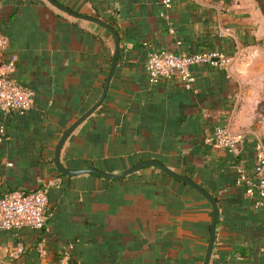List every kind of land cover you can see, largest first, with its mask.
Listing matches in <instances>:
<instances>
[{"label": "crops", "instance_id": "1", "mask_svg": "<svg viewBox=\"0 0 264 264\" xmlns=\"http://www.w3.org/2000/svg\"><path fill=\"white\" fill-rule=\"evenodd\" d=\"M116 28L118 63L99 106L67 137L65 168L121 172L157 160L218 206L209 264H264V204L254 164L264 157V13L257 0H56ZM12 77L31 107L0 111V194L47 190L46 226L0 230V264H202L210 203L145 166L119 179L68 176L54 165L63 132L99 99L114 52L110 31L46 0H0ZM218 50L217 66L150 83L146 53ZM218 125L235 140L213 143ZM6 162H11L10 166ZM244 176V178H242Z\"/></svg>", "mask_w": 264, "mask_h": 264}, {"label": "built area", "instance_id": "2", "mask_svg": "<svg viewBox=\"0 0 264 264\" xmlns=\"http://www.w3.org/2000/svg\"><path fill=\"white\" fill-rule=\"evenodd\" d=\"M172 0H161L167 8ZM6 37L0 32V111L24 112L31 107L33 91L19 84L12 77L16 56L5 54ZM225 59V54L218 50L185 53L179 51L148 50L146 55V73L150 83H156L161 78L175 77L184 88L191 89L195 78L192 67L197 65H215ZM6 139L5 129L0 126V141ZM213 143L230 152L236 150L232 139L224 126L218 125L213 131ZM11 162H6L10 166ZM256 186L260 190L264 204V157L253 166ZM244 178V176L242 177ZM245 179V178H244ZM48 204L47 190L39 188L29 193L18 191L6 192L0 196V230H9L27 226L34 230H42L46 226L45 212Z\"/></svg>", "mask_w": 264, "mask_h": 264}, {"label": "water", "instance_id": "3", "mask_svg": "<svg viewBox=\"0 0 264 264\" xmlns=\"http://www.w3.org/2000/svg\"><path fill=\"white\" fill-rule=\"evenodd\" d=\"M46 1L49 2L51 5H53L54 7H56L57 9L65 12L66 14H68L70 16L85 19V20H88V21H91V22H94L96 24L103 26L104 28H106L108 31L111 32V34L114 38V52H113V55L111 58L109 71H108V74L106 76V79H105V82L103 85L102 93H101L99 99L97 100V102L91 108H89L84 114H82L77 120H75L68 128L63 130V132H62V134H61V136H60V138H59V140L55 146V150H54V159L53 160H54V165H55L56 169L59 172H61L62 174H65L68 176L86 173V174H95V175L101 176V177L106 178V179H119V178H122L128 174H131V173L139 170L142 167L154 166V167H158L159 169H161L163 172H165L169 176L188 184L193 189H195L198 193H200L210 203L211 208H212V218H211V223H210V232H209L208 244H207V248H206L205 257H204L203 263H202V264H209L213 245L215 242V230H216V224L218 222L219 211H218V206H217L215 198L210 193H208L206 190H204L202 187H200L198 184H196L193 180L189 179L186 176L180 175V174L170 170L169 168H167L166 166H164L161 162H159L157 160H142V161L137 162L133 166H131V167H129V168H127L121 172L115 173V174L104 172V171L98 170L96 168H83V169L65 168L60 163V159H59L60 150H61L65 140L67 139V137L86 117H88L99 106V104L102 102L103 98L106 95L110 79H111V77L114 73V70L117 66V63H118L120 37H119L118 32L107 22H104V21L99 20V19L94 18V17L83 16L81 14L73 12L72 10L61 5L60 3H58L55 0H46Z\"/></svg>", "mask_w": 264, "mask_h": 264}, {"label": "trees", "instance_id": "4", "mask_svg": "<svg viewBox=\"0 0 264 264\" xmlns=\"http://www.w3.org/2000/svg\"><path fill=\"white\" fill-rule=\"evenodd\" d=\"M56 1V0H55ZM258 1V3H259V7H260V9H261V11L263 12V9H262V7H261V5H260V1L259 0H257ZM59 3V2H58ZM62 5V4H61ZM64 6V5H63ZM163 6V5H162ZM66 7V6H65ZM68 8V7H67ZM71 10V9H70ZM264 13V12H263ZM94 18H96V17H94ZM98 19V18H97ZM100 20V19H99ZM103 21V20H102ZM105 22V21H104ZM109 24V23H108ZM111 25V24H110ZM112 26V25H111ZM113 27V26H112ZM114 28V27H113ZM115 30H116V28H114ZM117 31V30H116ZM149 50H152V49H149ZM154 50V49H153ZM148 52V51H147ZM182 52V51H181ZM194 53V52H193ZM146 55H147V53H146ZM15 79V78H14ZM17 81V80H16ZM19 84H21L19 81H17ZM22 85V84H21ZM20 113V112H19ZM5 136H6V134H5ZM7 192H11V191H7ZM18 192H20V191H18ZM4 193H6V192H3V193H1L0 194V196L2 195V194H4ZM21 193H24V194H26V193H29V192H22L21 191ZM48 205V204H47ZM45 217H47V208H46V212H45ZM45 228V227H44ZM43 228V229H44ZM209 230H210V227H209Z\"/></svg>", "mask_w": 264, "mask_h": 264}, {"label": "rangeland", "instance_id": "5", "mask_svg": "<svg viewBox=\"0 0 264 264\" xmlns=\"http://www.w3.org/2000/svg\"><path fill=\"white\" fill-rule=\"evenodd\" d=\"M260 1V5L263 9V12H264V0H259ZM262 105L264 106V101L262 102Z\"/></svg>", "mask_w": 264, "mask_h": 264}]
</instances>
